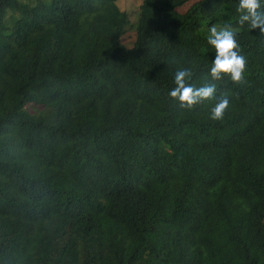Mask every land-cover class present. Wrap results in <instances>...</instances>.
Returning a JSON list of instances; mask_svg holds the SVG:
<instances>
[{
	"label": "trees",
	"instance_id": "1",
	"mask_svg": "<svg viewBox=\"0 0 264 264\" xmlns=\"http://www.w3.org/2000/svg\"><path fill=\"white\" fill-rule=\"evenodd\" d=\"M238 2L142 0L127 46L120 0H0V264H264V32ZM212 25L240 82L209 74ZM180 68L214 97L181 107Z\"/></svg>",
	"mask_w": 264,
	"mask_h": 264
},
{
	"label": "clouds",
	"instance_id": "2",
	"mask_svg": "<svg viewBox=\"0 0 264 264\" xmlns=\"http://www.w3.org/2000/svg\"><path fill=\"white\" fill-rule=\"evenodd\" d=\"M264 0H239L237 11L240 12L237 23L243 25L246 21L250 27L259 28L264 32V10L261 6ZM237 32L230 25H223L219 28L212 25L209 28L207 43L214 48L215 55L211 61L209 74L212 80H219L223 74H227L233 82H240L245 70L246 60L240 54V46L237 40ZM191 72L188 68L178 69L173 77L174 87L169 90V96L176 99L181 107L191 108L201 100L214 97L217 88L213 83H204L201 86H194L189 83ZM229 99L222 96L212 106L210 118L221 120L225 110L228 108Z\"/></svg>",
	"mask_w": 264,
	"mask_h": 264
},
{
	"label": "rangeland",
	"instance_id": "3",
	"mask_svg": "<svg viewBox=\"0 0 264 264\" xmlns=\"http://www.w3.org/2000/svg\"><path fill=\"white\" fill-rule=\"evenodd\" d=\"M142 2V0H120V3H123L125 8L127 9V12L129 14L130 23L127 27V33L124 36V41L126 42L127 46H131L135 39V33L134 28L136 26V19L138 18V10L139 5ZM192 4V2H189L185 5H183L181 8H179L180 11L184 12L188 9V7ZM133 34V38L130 34Z\"/></svg>",
	"mask_w": 264,
	"mask_h": 264
}]
</instances>
